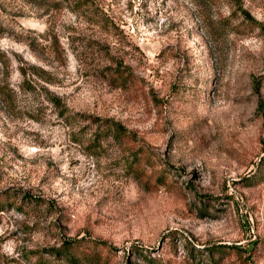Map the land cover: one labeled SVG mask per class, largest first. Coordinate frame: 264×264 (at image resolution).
<instances>
[{
  "label": "rangeland",
  "instance_id": "1",
  "mask_svg": "<svg viewBox=\"0 0 264 264\" xmlns=\"http://www.w3.org/2000/svg\"><path fill=\"white\" fill-rule=\"evenodd\" d=\"M0 264H264V0H0Z\"/></svg>",
  "mask_w": 264,
  "mask_h": 264
},
{
  "label": "trees",
  "instance_id": "2",
  "mask_svg": "<svg viewBox=\"0 0 264 264\" xmlns=\"http://www.w3.org/2000/svg\"><path fill=\"white\" fill-rule=\"evenodd\" d=\"M66 1H68V2H72V1H74V0H66ZM71 120L72 119V117H70V118H66L65 120Z\"/></svg>",
  "mask_w": 264,
  "mask_h": 264
}]
</instances>
